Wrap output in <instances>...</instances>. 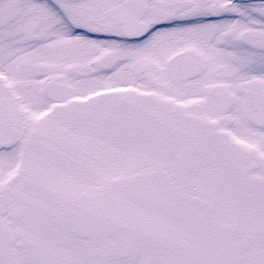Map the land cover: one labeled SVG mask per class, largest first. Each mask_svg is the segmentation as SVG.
<instances>
[{"label":"snow or ice","instance_id":"6c2138e0","mask_svg":"<svg viewBox=\"0 0 264 264\" xmlns=\"http://www.w3.org/2000/svg\"><path fill=\"white\" fill-rule=\"evenodd\" d=\"M0 264H264V0H0Z\"/></svg>","mask_w":264,"mask_h":264}]
</instances>
